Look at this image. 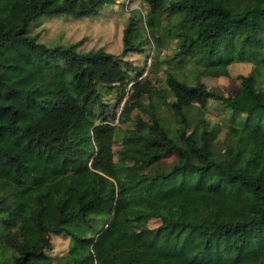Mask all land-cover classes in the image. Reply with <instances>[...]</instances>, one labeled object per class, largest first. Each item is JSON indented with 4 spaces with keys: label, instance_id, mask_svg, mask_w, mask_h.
Returning <instances> with one entry per match:
<instances>
[{
    "label": "trees",
    "instance_id": "1",
    "mask_svg": "<svg viewBox=\"0 0 264 264\" xmlns=\"http://www.w3.org/2000/svg\"><path fill=\"white\" fill-rule=\"evenodd\" d=\"M108 1L39 0L0 21V264H264V0H142L119 53L29 32ZM167 39L170 55L146 68L123 58ZM232 61L252 64L237 95L191 83ZM208 99L223 107L222 154ZM51 232L68 237L53 257Z\"/></svg>",
    "mask_w": 264,
    "mask_h": 264
},
{
    "label": "rangeland",
    "instance_id": "2",
    "mask_svg": "<svg viewBox=\"0 0 264 264\" xmlns=\"http://www.w3.org/2000/svg\"><path fill=\"white\" fill-rule=\"evenodd\" d=\"M39 0H0V21L4 26L10 27L18 20L27 15L30 11L36 8ZM136 10L141 15L145 13L146 7L142 0H110L91 13L83 15L82 17L72 18L67 14L60 15H42L29 25V32L35 33L36 37L45 42H69L81 37V42L77 46L78 49L84 50L90 47L101 46L103 49L119 53L121 49V27L125 22L128 14L134 13ZM143 32V30H142ZM173 41L167 39L164 43L158 46H153L151 42L143 44L140 51H128L123 55V58L128 59L132 64L142 65L144 68L151 62L152 54L157 50L159 58L169 56ZM199 58L204 57V54L195 53ZM209 58L211 55H207ZM169 62L176 61V57H168ZM183 58V57H181ZM175 64V63H174ZM251 63L247 61H232L227 64L228 75H201L191 80V83L201 81L205 86L212 87L215 90L224 92H231L237 95L238 79L235 77L236 73H246ZM187 68H183L182 72H186ZM162 70L159 69L155 74L157 76V85H161ZM176 75L180 76L181 70L176 71ZM159 77V79H158ZM112 88L111 91L103 95V99L109 97L111 102L114 98ZM155 109L163 114L170 115L167 105L159 103L154 100ZM120 107L117 105L115 110L118 111ZM136 108L130 111V116L134 114ZM206 117L209 123L214 127L210 129L209 137L211 140V147L216 154H222V135L225 130V125L222 124L221 116L223 114V107L215 99H208L205 110ZM129 121L120 122L119 126L123 127ZM189 122V126H191ZM121 128L116 130V135L120 134ZM116 148L114 144L113 149ZM163 161L167 163L173 158V153L167 152L163 154ZM158 220L150 218L147 221L148 225H154ZM51 246L46 249V253L50 256H57L66 251L68 237L61 234L50 233Z\"/></svg>",
    "mask_w": 264,
    "mask_h": 264
}]
</instances>
